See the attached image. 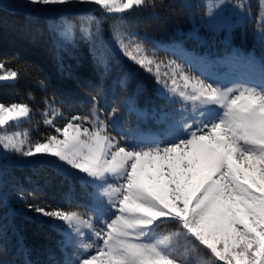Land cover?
<instances>
[{
    "label": "snow or ice",
    "instance_id": "obj_1",
    "mask_svg": "<svg viewBox=\"0 0 264 264\" xmlns=\"http://www.w3.org/2000/svg\"><path fill=\"white\" fill-rule=\"evenodd\" d=\"M162 5L163 0H15L10 5L47 16L58 50L75 47L78 31L101 75L110 70L115 49L153 81L154 96L164 101L152 111L164 125L158 132L121 130L117 114L147 112L132 97L110 110L101 107L103 85L89 82L96 88L89 106L62 124L48 118L49 109L55 116L61 113L52 107L54 100L44 99L40 114L50 131L41 138L0 133V168L5 162L48 166L69 182L68 200L75 190L72 181L88 200L87 211L70 210L37 200L35 190L18 188L16 199L25 207L17 214L36 219L59 237L55 245L62 258L49 250L45 264H264V83L253 78L264 77V58L234 49L228 58L209 59L129 31L126 14L149 10L155 15ZM200 6L209 24L232 7L235 15H246L243 0L236 5L204 0ZM260 6L255 39L264 48V0ZM96 11L99 17L92 15ZM68 14H79L81 23ZM107 18L115 22L105 39L100 25ZM233 65L247 75L229 79L214 71ZM38 72L28 65L6 67L0 59V84H16L36 73L32 79L44 87ZM32 100L29 93L27 100L0 102V127L31 119ZM169 106L193 118L177 119L166 110ZM5 236L0 224V239ZM4 252L0 244V264H7ZM18 252L24 264H34L28 249Z\"/></svg>",
    "mask_w": 264,
    "mask_h": 264
},
{
    "label": "trees",
    "instance_id": "obj_2",
    "mask_svg": "<svg viewBox=\"0 0 264 264\" xmlns=\"http://www.w3.org/2000/svg\"><path fill=\"white\" fill-rule=\"evenodd\" d=\"M236 1L231 0V3ZM202 3L204 0H163V5L155 10V15L149 10H135L126 14L125 18L129 29L150 40L180 39L188 48H194L197 52L206 50L210 56L226 54L230 45L235 43L244 50L252 47L259 57L264 58V48L248 29V17L239 22L233 21L230 33L225 34L222 30L216 31L208 26L205 9L200 6ZM185 4L189 7H183ZM244 5L248 12V0ZM253 7L258 9V5L253 4ZM114 22L113 18H107L101 23L109 26ZM106 34L104 30L101 32L102 36ZM76 37L75 47L58 50L53 45L45 15L26 14L0 4V59L5 61L6 67L16 70H21L23 65L38 69L39 79L44 81V87H41L32 79L37 74L32 73L16 84H0V102L27 100L29 93L33 97L30 101L34 109L32 118L19 124H10L9 127L19 126L31 141L41 138L50 131L40 114L45 107L44 99L54 100L52 107L61 113L55 116L49 109L48 118L62 124L66 116L76 113L82 106L84 109L89 106L91 95L96 93V88L90 87L89 82L94 86L103 85L101 107L110 110L114 103L132 97L136 107L147 112L145 116H138L136 112H121L116 116L120 125L131 127L138 123L141 128L150 130L163 125L158 122V116L152 115L154 107L159 110L158 106L164 104L163 100L154 96L153 81L144 73L134 71L130 62L115 51L109 61L110 70L101 75L103 69L94 63L89 45L79 38L78 31ZM122 80L125 82L123 85ZM166 110L176 118L180 114L172 106ZM72 184L75 190L70 194L72 199L68 200L69 182L52 168L3 163L0 168V200L3 201V206H0V224L6 230V236L0 239V244L4 245L3 258L7 264H24L25 257L18 252L19 248L29 250L27 258L34 264H45L49 250L55 253L57 259L62 258L55 245L59 237L36 219H26L17 214L19 209L25 207L16 199L18 188L35 190L37 200L70 210L87 211L88 200L83 190L77 181H72ZM28 199L34 202L32 197Z\"/></svg>",
    "mask_w": 264,
    "mask_h": 264
},
{
    "label": "rangeland",
    "instance_id": "obj_3",
    "mask_svg": "<svg viewBox=\"0 0 264 264\" xmlns=\"http://www.w3.org/2000/svg\"><path fill=\"white\" fill-rule=\"evenodd\" d=\"M14 2H15V0H0V4L1 5L9 8V9L22 11L20 9H15V8L10 7V5L13 4ZM245 2L247 3V0H243V3H245ZM255 2L253 0H248V12L246 10V15L243 18H241L238 15H235L234 13H235V11H237V9L232 7V8H229V9L225 10V11L220 12L215 17V19L213 20V22L211 24H209V23H207V24H208V26L210 28H213L216 31L222 30L223 33L228 34V33H230L231 28L233 26V21L237 20L239 22L240 19L242 21V19L248 17V29L250 30V33L255 38L257 32L261 28L260 19H259L260 10H261L260 0H255ZM239 3H241V0H237L235 3H232V5H236V4H239ZM253 4H254V6L258 5V9L257 8L254 9ZM78 15L79 14H68L67 18L70 19V20L75 21L77 23V25H79L81 23V21L78 19ZM92 15L99 17L101 15V13L99 11H96V12H93ZM45 17L48 20V17L47 16H45ZM207 22H208V20H207ZM110 26H111V24L109 26H106V25H103L101 23V25H100L102 31L104 30L107 33L105 36H103L105 39L110 37ZM226 27H227V32L225 31ZM93 30H94V26H93ZM129 31L134 32L135 34H137L134 29H129ZM138 36L141 37V38L145 37V36H140V35H138ZM151 40H155V39L152 38ZM161 43H163L165 45H171L173 43H176V44L182 45L186 50H188V51H190V52H192V53H194L196 55L208 58L205 51H203L202 53H198V52L194 51L193 48L186 47V45H184L181 40H170V41L161 42ZM234 49H238L241 53H244V54H247L249 52H252V53L255 54V52L252 50V48L249 49L248 51H245L242 48H240L239 46H237V45L232 43L230 45L228 54L226 56H224V57H221V58H228L229 53H231ZM113 51H115L119 56H121L118 53V51H116L115 49H113ZM255 56L257 57V55H255ZM217 58H220V57L215 56L214 58H209V59H217ZM214 71L217 74H224L226 76V78H229V79L234 78L236 74H239L242 77L247 75L246 73H244L246 71V69H244L240 65L220 66V67H217L216 69H214ZM253 78L255 79V81L258 84H260L259 81H258L260 79H261L260 80L261 83H264V77H259V78L253 77ZM177 110L180 111V114L178 115L177 119L179 117L183 116V114H184V116H186V118L188 120H191L193 118L191 114H186V113H184L183 111H181L178 108H177ZM115 120H116L118 128L121 129V130L138 129L140 132L145 133V134H151V133L158 132L160 129H162L164 127V125H160V126H157L154 129L150 130L147 127L146 128H141L138 123H134V126L126 127V126H123V125L119 124V120H118L117 117L115 118ZM13 124H15V123H13ZM2 132H7L8 134H19L21 138H26L28 141H31L30 138H29V135L26 132L24 133L23 130L19 126H16L15 128H12V127H9V126L8 127H0V133H2ZM2 151H3L2 146H0V152H2ZM10 158L13 159V160L16 159L17 158L16 154H14V153L10 154ZM5 164H11V163L10 162H5ZM167 230H168L167 228H162L161 229V231H167Z\"/></svg>",
    "mask_w": 264,
    "mask_h": 264
},
{
    "label": "bare ground",
    "instance_id": "obj_4",
    "mask_svg": "<svg viewBox=\"0 0 264 264\" xmlns=\"http://www.w3.org/2000/svg\"><path fill=\"white\" fill-rule=\"evenodd\" d=\"M261 80V79H260ZM260 80H258L259 81V83H261V81Z\"/></svg>",
    "mask_w": 264,
    "mask_h": 264
}]
</instances>
